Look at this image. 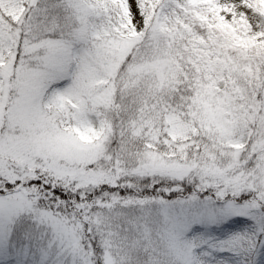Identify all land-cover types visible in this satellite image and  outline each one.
Returning a JSON list of instances; mask_svg holds the SVG:
<instances>
[{
  "label": "snow or ice",
  "instance_id": "6c2138e0",
  "mask_svg": "<svg viewBox=\"0 0 264 264\" xmlns=\"http://www.w3.org/2000/svg\"><path fill=\"white\" fill-rule=\"evenodd\" d=\"M0 264H264V0H0Z\"/></svg>",
  "mask_w": 264,
  "mask_h": 264
}]
</instances>
